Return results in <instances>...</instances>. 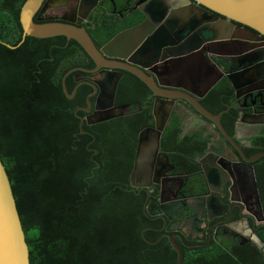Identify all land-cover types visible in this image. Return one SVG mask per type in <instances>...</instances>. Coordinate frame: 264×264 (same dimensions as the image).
<instances>
[{
    "label": "flooded vegetation",
    "instance_id": "1",
    "mask_svg": "<svg viewBox=\"0 0 264 264\" xmlns=\"http://www.w3.org/2000/svg\"><path fill=\"white\" fill-rule=\"evenodd\" d=\"M165 3L166 0H45L34 22L68 23L84 29L100 51L118 36L144 27L130 45L140 48L152 39L157 47L149 56L137 58L123 50L115 51L114 55H126V60L117 59L118 63L138 69L141 67L132 62L147 64L158 59L159 63L152 67L154 69L161 64L166 53L173 51V48L164 46L171 42L178 43V30L166 31L165 36L172 34L170 38L157 37L173 11L166 12ZM142 12L147 14L148 19ZM254 35L263 41L235 43L225 47L201 42L183 47L189 49L197 46L194 65L202 75L214 68V77H220L208 93L203 92V83L187 85L191 93L185 89L163 87L155 72L144 70L161 90L172 95L190 96L194 101L171 99V116L160 139L158 156L152 165L151 162L147 164L152 179L146 187L133 188L130 174L128 185L136 196L143 197V212L149 224L146 230L158 234L159 240H166L164 243L169 244L177 254L172 244L174 239L183 258L208 255L214 259L224 251L237 264H264V37L255 31ZM183 42L177 46L183 45ZM54 46L65 50L64 65L70 67L66 74L70 73L68 77H73L70 84L75 85L74 90L81 86L92 89L88 101L95 94L91 86L95 80L93 74L86 71H94L96 65L93 69L80 66L90 58L73 40L58 42ZM218 52L253 54L234 58ZM202 58L205 63L200 61ZM113 71L122 73L115 106L130 107L129 115L125 117L136 113L132 110L134 107L138 112L142 109L150 111L152 125L142 131L155 129L153 110L156 102L165 98L155 96L133 74ZM169 82L174 85L187 84L183 79ZM203 82L206 83L207 79ZM126 84L133 93L132 100L117 105L121 85ZM99 93L98 89L96 95L90 98V113L83 111L88 104L85 108L77 109L84 113L79 117L80 128L87 125L86 118L95 112ZM119 119L122 118L94 126ZM176 131L178 135H175ZM140 133L133 141L135 153L131 173ZM157 176L160 177L156 182ZM254 235L260 239L261 246L252 241Z\"/></svg>",
    "mask_w": 264,
    "mask_h": 264
},
{
    "label": "trees",
    "instance_id": "2",
    "mask_svg": "<svg viewBox=\"0 0 264 264\" xmlns=\"http://www.w3.org/2000/svg\"><path fill=\"white\" fill-rule=\"evenodd\" d=\"M26 1L0 0V158L30 264H177L166 240L146 230L143 197L128 186L133 141L152 125L150 111L134 107L132 116L80 128L84 113L77 109L87 106L92 89L81 86L74 99L66 97L62 82L70 67L65 50L54 45L67 40L24 39ZM80 66L93 69L95 63ZM72 78L66 79L70 95ZM132 96L121 85L117 105ZM183 264L237 262L223 251L214 259L184 256Z\"/></svg>",
    "mask_w": 264,
    "mask_h": 264
},
{
    "label": "water",
    "instance_id": "3",
    "mask_svg": "<svg viewBox=\"0 0 264 264\" xmlns=\"http://www.w3.org/2000/svg\"><path fill=\"white\" fill-rule=\"evenodd\" d=\"M44 1L45 0H27L22 6L20 23L23 29L24 39L26 37H31L46 40L63 37L67 40H73L82 47L87 56L95 63L96 69L86 72L93 74L95 84L91 86L95 89L94 95H96L98 89L100 93L97 97L95 112L86 118L88 126L98 125L129 115L130 107L128 105L115 106L122 73L113 70L127 71L133 74L146 84L153 91L155 96L165 98L163 101H157L153 110L156 128L152 130L145 129L139 135L138 151L134 168L130 176V183L133 188L146 187L152 179V173L148 169L147 164L151 162L152 165L155 161V157L158 156L160 139L169 124L171 116L173 106L171 99L184 98L191 103L194 102L191 101L190 96L183 97L172 95L170 92L161 90L154 79L148 77L144 73V70L151 69L152 72H155L163 87L185 89L191 93V88L187 87V85L191 86L193 83L200 85L203 83V92L208 93L218 83L220 77H214V68H210L205 75H202L200 72L201 70H198L194 65L197 57V46L189 49H184L183 47L201 42L210 43L214 47H225L226 45L235 43L262 40V38L254 35V31L264 37V0H174V2L173 0H166V12L170 10L173 11L170 16H168L163 27L158 31L160 34L157 35V37L164 39L170 38L172 34L165 36V32L178 30V43L171 42L164 46L168 49L173 48V51L166 53L160 61L161 64L154 69H152V67L159 63L158 59L147 64L132 62L135 66L141 67V69H138L134 66L118 63L117 59L126 60L125 58L127 56H116L114 52L123 50L126 51L127 54H131L133 57L137 58L149 56L153 48L157 47L155 43H152V39L146 41L140 48H138L139 46L130 45V42L141 30H144V27L118 36L100 51L84 29L77 28L68 23L34 22V17L43 6ZM142 14L148 19L147 14L144 12H142ZM181 41H184L183 45L177 46ZM218 53L234 58L250 55V53ZM199 54L201 58V52H199ZM211 54L215 53L211 52ZM200 61L205 63L203 58L200 59ZM69 74L70 73L66 74L63 78L62 85L66 97L72 100L79 87H77L71 95L68 93L66 79ZM231 78L232 77H230V79ZM181 79L187 84L174 85L169 82L170 80L180 81ZM204 79H207L206 83L203 82ZM92 96H90V98ZM198 96L202 97L200 94H198ZM90 98L87 101L88 108L83 109L86 113H90L92 110ZM83 123L84 121H82L81 127ZM82 134H84V132H82ZM159 177L160 176H157L155 179L156 182ZM251 239L256 245L261 246V241L258 237L254 235ZM172 244L178 254L177 264H183V254L174 239H172ZM0 264H30V254L26 236L17 209L11 182L1 158Z\"/></svg>",
    "mask_w": 264,
    "mask_h": 264
},
{
    "label": "bare ground",
    "instance_id": "4",
    "mask_svg": "<svg viewBox=\"0 0 264 264\" xmlns=\"http://www.w3.org/2000/svg\"><path fill=\"white\" fill-rule=\"evenodd\" d=\"M213 61V60H212Z\"/></svg>",
    "mask_w": 264,
    "mask_h": 264
}]
</instances>
